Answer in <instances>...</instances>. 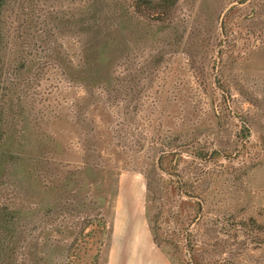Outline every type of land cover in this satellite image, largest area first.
Masks as SVG:
<instances>
[{
	"label": "rangeland",
	"instance_id": "rangeland-1",
	"mask_svg": "<svg viewBox=\"0 0 264 264\" xmlns=\"http://www.w3.org/2000/svg\"><path fill=\"white\" fill-rule=\"evenodd\" d=\"M157 3L0 0V264H264V0Z\"/></svg>",
	"mask_w": 264,
	"mask_h": 264
},
{
	"label": "trees",
	"instance_id": "trees-1",
	"mask_svg": "<svg viewBox=\"0 0 264 264\" xmlns=\"http://www.w3.org/2000/svg\"><path fill=\"white\" fill-rule=\"evenodd\" d=\"M166 2V0H159V3H157L155 5V9L159 8L161 9L164 5V3ZM1 9V7H0ZM90 16L92 17V20L94 21V24L89 28L90 34H89V41L91 42V44L88 45V50L87 53L91 56H88L87 59V67L91 68L93 67V60L96 61L97 56L99 54V50H97L95 47L97 44L92 45L93 43H98V41H103V38H101V36L103 35L106 36L108 33L113 35V33H118L120 31V27L115 24H111L112 21H116L118 19L115 20V18H110L108 19V22H106V25L104 27H99L98 26V21L100 19H102V17L106 18L105 15H103V12L100 11L99 9H93V12H89ZM109 14H118V13H109ZM108 17H113L112 16H108ZM111 20V22H109ZM98 26V27H97ZM115 28V31H114ZM95 48V49H94ZM117 52V49H115L114 47H112L111 49V57ZM9 89H7V95L4 94L3 96H0V178L4 175V174H8V170L6 169V167H10V159H11V155L7 150L3 149L1 147V143L3 142L4 139V135H5V131L8 129V122L11 118V114H13L12 110L14 109V106L12 105V99L9 97L7 99V96L9 95ZM146 189L147 192L150 193V186L147 183L146 185ZM180 190V188L178 189ZM188 195V194H187ZM42 201V200H41ZM7 224L10 226V224L4 220L3 215L0 212V254H1V248L2 246H5V244H9V237H7V235L5 234V230L8 228ZM158 230L156 229H152V235H153V239L154 241L157 243V245H160V240L158 239Z\"/></svg>",
	"mask_w": 264,
	"mask_h": 264
}]
</instances>
